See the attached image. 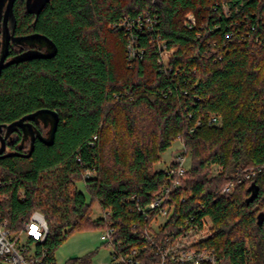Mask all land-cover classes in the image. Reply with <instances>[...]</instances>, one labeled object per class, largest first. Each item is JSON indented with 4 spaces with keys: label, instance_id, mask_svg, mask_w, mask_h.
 I'll list each match as a JSON object with an SVG mask.
<instances>
[{
    "label": "trees",
    "instance_id": "obj_1",
    "mask_svg": "<svg viewBox=\"0 0 264 264\" xmlns=\"http://www.w3.org/2000/svg\"><path fill=\"white\" fill-rule=\"evenodd\" d=\"M148 7L158 16L155 37L166 42L162 62L142 35L143 52L129 58L118 27ZM190 12L204 23L201 33L184 27ZM14 14L16 36L46 40L36 56L27 54L28 40L11 50L0 77V125L40 110L55 112L59 123L53 143L38 139L27 150L19 138L0 156V218L18 230L42 212L52 261L84 227H112L116 244L134 247L139 207L170 183L168 166L154 165L181 141L190 159L164 230L208 217L205 244L222 264H264V0H48L38 15L18 0ZM213 114L221 127L209 124ZM87 171L94 175L85 179ZM251 171L256 176L246 179ZM238 175L242 182L223 193ZM95 203L108 219L93 220Z\"/></svg>",
    "mask_w": 264,
    "mask_h": 264
},
{
    "label": "built area",
    "instance_id": "obj_2",
    "mask_svg": "<svg viewBox=\"0 0 264 264\" xmlns=\"http://www.w3.org/2000/svg\"><path fill=\"white\" fill-rule=\"evenodd\" d=\"M161 0H153L159 2ZM223 12L229 16V6L223 4ZM158 24V16L148 7L135 18L124 16L118 27L125 32L127 37V51L129 58L141 55L143 47L139 42L140 35L149 38V44L158 48L162 53L159 62L166 59V42L155 37ZM183 25L188 30H196L198 33L204 28L194 13L185 15ZM199 30V31H198ZM214 127H221L223 120L219 114H213L208 120ZM199 124V123H198ZM187 156L180 153L175 155L167 167L166 183L162 191L154 195L153 200L146 207H139L143 226L136 227L134 236L140 244L122 248L123 242H114L115 230L111 227L103 230L105 235L102 244L111 249V261L108 264H222V259L213 250L206 246V242L212 237L213 224L210 218L203 217L199 220L192 218L178 225V229L166 232L164 227L173 210L171 205V192L181 186V181L186 173L185 159ZM256 171L245 175L246 179L256 176ZM94 175L93 171L84 173L88 179ZM242 177L238 175L234 181L229 182L223 193H231L235 190L236 183H241ZM183 196H187L186 193ZM111 212L102 209L99 219L106 220ZM177 224V223H176ZM49 235V227L45 216L40 211L32 212V215L18 230L10 227L7 219L0 218V264H57L49 259L44 247ZM153 255L156 261H147L146 255Z\"/></svg>",
    "mask_w": 264,
    "mask_h": 264
},
{
    "label": "rangeland",
    "instance_id": "obj_3",
    "mask_svg": "<svg viewBox=\"0 0 264 264\" xmlns=\"http://www.w3.org/2000/svg\"><path fill=\"white\" fill-rule=\"evenodd\" d=\"M184 146L181 141H176L173 145L161 155L159 162L155 163L156 170L164 169L172 162L175 155L182 153ZM189 156L185 159V166L189 164ZM214 173L217 174L221 168L214 166ZM78 189L88 194L83 182L77 184ZM102 215V208L99 203L93 207V220H97ZM105 232L99 228H81L69 235L55 251V260L57 264H68L72 261L88 259L90 264H108L111 261V249L102 244Z\"/></svg>",
    "mask_w": 264,
    "mask_h": 264
},
{
    "label": "water",
    "instance_id": "obj_4",
    "mask_svg": "<svg viewBox=\"0 0 264 264\" xmlns=\"http://www.w3.org/2000/svg\"><path fill=\"white\" fill-rule=\"evenodd\" d=\"M18 0H0V27H1V21L3 20V36H2V51L0 53V77L2 75L3 69L5 67L6 61L9 56V47H10V41H11V35H10V28L14 32L15 27H16V18L14 14V6L15 3ZM26 3V8L29 13H33L38 15L42 9L45 7V5L48 3V0H21ZM25 40H30V41H45L43 36L41 35H30L27 37H21V38H13V42L17 43L20 41H25ZM37 54V53H36ZM35 53L29 54V56H36ZM40 115H51L53 117V128L51 129V136H50V142L48 141V144L53 143L55 139V134L57 131L59 119L58 116L55 112L48 111V110H40L36 113L30 114L25 116L24 118L8 125L5 126L7 128V134H9L14 128L16 127H22L26 125V121H32L35 120L36 117ZM4 127L0 125V134L1 131ZM0 141H1V147H0V155L3 154V152L6 149V142L5 138L1 137L0 135ZM259 188L255 187L253 189L252 196L250 197V200H253L255 197L258 196Z\"/></svg>",
    "mask_w": 264,
    "mask_h": 264
},
{
    "label": "flooded vegetation",
    "instance_id": "obj_5",
    "mask_svg": "<svg viewBox=\"0 0 264 264\" xmlns=\"http://www.w3.org/2000/svg\"><path fill=\"white\" fill-rule=\"evenodd\" d=\"M10 35L12 37H11L10 47H9V56H8L6 63H8L10 61V58H12L10 53H12L11 50L13 49V47L20 46V49L24 48V46L19 45L23 41H20L17 43L13 42V38H21V37L16 36L15 32H13L11 28H10ZM2 36H3V20L1 21V27H0V53H1L2 47H3ZM28 41H30V40H28ZM30 42L31 43L28 46L29 52H27V54H32V53L36 54L37 51L35 52V50H34V47H36V45H38V47L45 46L41 43L42 41H40V43H37V40L36 41L35 40L30 41ZM33 42H36V43H33ZM25 123H26V125H24L22 127L14 128V130H12L9 134H7V128L4 127L2 129L0 135H1V137L5 138V142H6V149L2 155L9 154L10 152L15 151L14 146H15L16 142H19V140H20L19 138H21L20 145H22V147L28 146L27 150L29 148L32 150V147L35 145V143L37 142L38 139H41L43 142L50 141L51 129L53 128L52 127L53 126V117L51 115H40V116L36 117L35 120L26 121ZM49 125L51 127L50 130H49V128H45ZM0 143H1V141H0ZM0 147H1V144H0ZM2 155H0V156H2Z\"/></svg>",
    "mask_w": 264,
    "mask_h": 264
}]
</instances>
